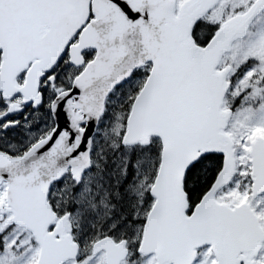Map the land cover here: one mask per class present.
<instances>
[{"label": "snow or ice", "instance_id": "6c2138e0", "mask_svg": "<svg viewBox=\"0 0 264 264\" xmlns=\"http://www.w3.org/2000/svg\"><path fill=\"white\" fill-rule=\"evenodd\" d=\"M0 264H264V0H0Z\"/></svg>", "mask_w": 264, "mask_h": 264}]
</instances>
